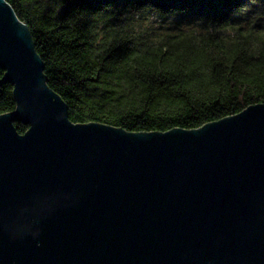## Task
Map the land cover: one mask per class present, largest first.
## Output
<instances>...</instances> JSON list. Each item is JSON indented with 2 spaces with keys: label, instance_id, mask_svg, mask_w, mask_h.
Wrapping results in <instances>:
<instances>
[{
  "label": "water",
  "instance_id": "water-1",
  "mask_svg": "<svg viewBox=\"0 0 264 264\" xmlns=\"http://www.w3.org/2000/svg\"><path fill=\"white\" fill-rule=\"evenodd\" d=\"M0 69L17 103L0 115V264H264V103L192 130L74 123L6 0Z\"/></svg>",
  "mask_w": 264,
  "mask_h": 264
},
{
  "label": "trees",
  "instance_id": "trees-1",
  "mask_svg": "<svg viewBox=\"0 0 264 264\" xmlns=\"http://www.w3.org/2000/svg\"><path fill=\"white\" fill-rule=\"evenodd\" d=\"M6 2L74 123L192 130L264 103V0ZM16 108L3 82L0 115Z\"/></svg>",
  "mask_w": 264,
  "mask_h": 264
},
{
  "label": "rangeland",
  "instance_id": "rangeland-1",
  "mask_svg": "<svg viewBox=\"0 0 264 264\" xmlns=\"http://www.w3.org/2000/svg\"><path fill=\"white\" fill-rule=\"evenodd\" d=\"M157 28V27H156Z\"/></svg>",
  "mask_w": 264,
  "mask_h": 264
}]
</instances>
